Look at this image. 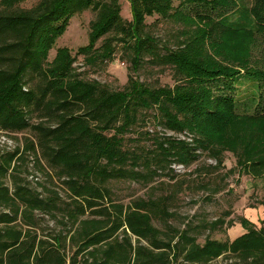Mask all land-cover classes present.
Masks as SVG:
<instances>
[{
    "label": "trees",
    "instance_id": "1",
    "mask_svg": "<svg viewBox=\"0 0 264 264\" xmlns=\"http://www.w3.org/2000/svg\"><path fill=\"white\" fill-rule=\"evenodd\" d=\"M25 1L0 0V133L30 130L35 137L22 152L0 158V264H211L225 255L229 260L221 264H264V221L256 228L238 218L243 234L229 242L206 236L199 244L188 228L162 232L153 226L152 216H173L167 210L171 195L125 208L99 204L108 180L141 178L134 171L139 161L185 168L206 153L219 167L230 153L238 173L264 177V111L257 110L264 68L252 66V50L264 43V0L248 6L246 0H126L130 21L121 18L118 0H38L20 9ZM189 4L196 5L193 15L184 11ZM86 10L95 18L76 54L87 67L111 63L120 45L134 73L154 47L145 19L184 25L177 46L162 47L155 57L172 70L173 86L148 87L128 74L124 88L110 91L81 79L66 48H56L49 61L70 18ZM239 76L257 84V94L242 103L231 95ZM251 105L252 114L238 113L239 106ZM150 112L163 130L186 133L191 142L154 132L152 158L127 149L125 135L143 126ZM34 113L44 121L30 125ZM27 153L36 170L41 161L61 180L67 201L18 184L14 164L25 162ZM7 176L12 192L2 183ZM36 212L57 219L65 232L38 237Z\"/></svg>",
    "mask_w": 264,
    "mask_h": 264
},
{
    "label": "rangeland",
    "instance_id": "2",
    "mask_svg": "<svg viewBox=\"0 0 264 264\" xmlns=\"http://www.w3.org/2000/svg\"><path fill=\"white\" fill-rule=\"evenodd\" d=\"M37 2L38 0H27L19 4L18 7L25 10L30 9ZM118 2L121 18L130 21L128 3L126 0H118ZM174 5H177V2ZM243 5L248 6L249 0H246ZM184 9L186 14L193 15L196 11V5L189 4ZM2 10L3 7L0 6V11ZM94 18L95 13L91 10L72 16L65 32L56 40L48 60L52 59L56 48H66L74 58L73 68L76 73H79L81 79L96 81L100 85H105L110 91H118L124 88L128 74L148 87L173 86L172 70L161 64L155 57L164 53L162 47L174 49L177 46V33L184 25H175L168 21H155L154 18L145 19V24L148 25L146 31L154 38L155 48L153 47L149 54L142 57L138 69L132 73L129 53L121 49L120 45L115 47L113 61L106 65L87 67L83 64L82 58L76 54L78 48L87 44L88 25ZM261 40L264 41L262 38ZM100 44L101 42H98L96 46ZM258 45L261 47L252 50L254 59L252 66L260 69L264 68V43ZM251 83L244 76L234 79L233 86L237 88V93L232 92V97L237 100L240 99L238 101L242 103L246 96L248 98L255 96L257 84L255 80ZM27 88L29 86L24 87V89ZM258 95L261 96V99H258L257 110L264 111V84L261 85ZM249 109L244 110V107L239 106L238 113L252 114L253 105ZM152 114L153 112L147 114L145 124L138 127L136 132L132 131L125 135L127 149L134 150L140 155L147 152L145 157L148 156L149 158H152V153H155L153 139L155 135L153 133L158 132L168 136L173 134L156 124L157 121L151 118ZM28 121L30 125H33L44 120L39 118L38 113H34L28 117ZM148 130L151 131L149 136H144L143 133L148 132ZM181 137L186 136L181 134L179 139ZM34 140V134L30 130L12 135L0 133V158L15 149L22 152L24 144ZM36 157L39 159L37 153ZM34 158V155L27 153L23 159L25 162H15L16 160H14L16 170L13 175L16 181H19L18 184L33 189L36 193H42V196L55 192L59 200L67 201L66 191L61 180L57 179L41 161L39 162L40 170H36ZM174 167L175 165L168 167L164 164L153 163V161L143 165V161H139L134 167V171H137L141 178L110 179L105 182L103 187L108 195L105 196L102 203H99L100 206H108L111 203L125 208L130 207L135 201L156 200L165 195H171L167 202V210L173 216L166 220L152 216L153 226L162 232H166L167 227L179 231L188 228L190 234L196 237L199 244L203 243L206 236L221 242H229L240 236L244 231L239 225L238 218L248 220L256 228L263 225L260 221H264V177L255 179L246 174L238 173L235 167V158L230 153L224 155L223 163L219 167L216 166L215 159L206 153L201 154L197 160L185 168L177 169ZM130 168V164L125 167L127 170ZM230 170L232 172H228ZM153 172L154 174H152ZM2 183L9 192H12L10 176L4 178ZM63 204L58 202L56 205L62 208ZM55 212L58 211L55 210ZM34 215L38 237L49 238L54 235V232H65L62 226L56 224L57 219L37 212ZM216 220H220L222 223L217 225L214 230L205 228ZM120 234L121 231L119 230L115 235ZM134 241V238L131 237L132 245H134ZM226 260L229 259L225 255L212 261L211 264H221Z\"/></svg>",
    "mask_w": 264,
    "mask_h": 264
},
{
    "label": "built area",
    "instance_id": "3",
    "mask_svg": "<svg viewBox=\"0 0 264 264\" xmlns=\"http://www.w3.org/2000/svg\"><path fill=\"white\" fill-rule=\"evenodd\" d=\"M181 134H183V136H186V137H181L180 139H179V136H181ZM181 134H177V135H175V134H172V135H169V136H173V137H176L177 139H179V140H186L187 142H191V138H190V136L189 135H187L186 133H181ZM174 168H182V166H180V165H175V167Z\"/></svg>",
    "mask_w": 264,
    "mask_h": 264
}]
</instances>
